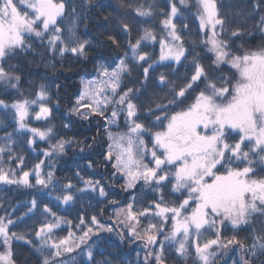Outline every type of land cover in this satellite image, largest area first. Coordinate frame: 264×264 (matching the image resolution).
<instances>
[{"label":"snow or ice","instance_id":"1","mask_svg":"<svg viewBox=\"0 0 264 264\" xmlns=\"http://www.w3.org/2000/svg\"><path fill=\"white\" fill-rule=\"evenodd\" d=\"M185 0H180L184 4ZM199 28L205 31L206 39L202 42L208 51L214 55L211 64L206 68L200 62L199 54L184 47V39L178 34L177 25L173 18L178 15V8L173 0H169L170 12L160 10L159 14L165 18L161 21L167 31V37L160 40V55L156 61L150 53L143 51L146 41L157 39L151 27H145L133 43L127 42L124 56L119 59L115 67L100 66L98 78L83 82V88L76 97L72 107L68 110L71 116L88 120L91 116L102 118L107 125H115L121 115L126 121L127 130L114 134L108 132L112 141L104 158L113 162L116 173L125 179L122 188L125 192L136 188L138 182L159 193V199L148 203L146 207H137L136 197L116 212V224H102L96 215L86 221L84 215L79 216V223L74 227L79 230L76 236L69 231L63 239H53L54 230L61 224H70L59 217L48 204L40 207V201L33 198L30 206L22 216L16 220L10 218L12 214L0 216V238L6 250L0 252V264H16L11 250L12 240H26V234L10 232L25 217L36 215L39 211L43 217L39 227L34 228L33 234L39 240L40 252L47 251L43 264H57L65 253L86 255L84 264H96L94 249L89 244L90 237L99 239L101 232H117L121 240L125 233L129 240H139L145 249L144 264H167L165 244L176 243V252L181 257H187L192 247L195 249L194 264H216L218 253L212 249H222L223 255L229 246L236 245L243 253L233 264H256L258 256L264 255V234L254 235L251 244L245 243L236 235L225 238L222 229L230 223L233 229L248 226L253 227L257 216L264 217V175H258L253 157L258 158L264 166V46L256 50L241 51V45L235 52L232 38L241 37V29L229 30L228 20L223 16L216 4V0H198ZM137 17L153 16L154 5L147 7L124 4ZM257 7H262L258 4ZM21 8L25 9L21 11ZM66 14L65 0H0V62L15 55L18 50L31 51L32 45L26 38H38L42 45L53 56L63 57L66 53L77 56H86V48L91 46L90 41L80 39L73 28H62L59 21ZM75 16V9H72ZM111 14L103 16L109 21ZM260 23L264 25V17ZM187 27L186 25L184 26ZM118 29L124 35H130L131 28L125 19H120ZM106 39L119 48L120 42L114 35H107ZM46 41V43H45ZM192 56L190 64L185 65L188 57ZM169 61L179 66H186L190 76L182 79L184 84L169 79L179 68L171 73L159 75L158 87L167 88L163 97H149V105L145 113V104L140 100L144 95L150 80V69L155 71L154 64ZM142 62V63H141ZM131 64V66H130ZM147 64V67H144ZM222 65H230L238 73V78L231 79L220 76L212 79L209 72L217 70ZM133 67L143 68L141 88L128 87L121 90L122 77L130 74ZM170 67V64H169ZM14 66L6 69L0 63V83L5 87L17 89L21 81L20 75L13 70ZM206 81L205 89L201 90L193 103L188 104L180 111H171L187 99V94L199 87L197 82ZM60 86L57 85V88ZM22 96V94H21ZM171 97V99H169ZM51 96L47 86L40 83L35 99H14L10 104L0 99V108L14 110V117L18 125L16 132L27 130L31 138L27 140L29 146L35 147L37 139L51 140L55 137V126L46 128L29 127L26 119L30 116V109L38 106L34 111V119L49 120L52 116ZM59 102L57 101V106ZM109 109L111 111L109 112ZM159 112L160 115H156ZM147 119L154 116V123L162 126L163 130L151 134V159L145 162L148 148L144 140L151 129L141 122V117ZM166 121V124H165ZM64 127H68L67 124ZM26 134V133H25ZM12 133L0 137L5 143L0 144V182L6 185H22L45 190L49 194L58 192L54 199L64 205H69L84 193L98 192L99 197L107 198L105 185L99 180H83L84 188H76L71 180L57 189L59 181L55 180L54 172H43V161L34 165L31 171L24 170V156L15 151V141ZM238 136V139L235 137ZM235 139V142H230ZM76 143L74 140L59 138L50 145V150H44L43 155L51 157L53 154L63 153L66 146ZM247 149V150H245ZM82 150V149H81ZM7 155V161L3 157ZM15 163L16 168L5 167V163ZM233 164H244L243 167H233ZM92 166L89 161L88 167ZM51 167V165H50ZM174 168L175 171H166ZM77 177L80 176L76 172ZM30 178H34L35 184ZM175 181L172 183V181ZM172 184L174 192L187 193L179 203H169L164 199L163 189ZM110 203L115 204V201ZM195 206L192 207L191 205ZM58 206V205H57ZM191 208V211H189ZM51 217V219H49ZM153 218L157 222L147 226L141 224L142 219ZM261 232L264 233V221H261ZM171 225L165 234V227ZM141 228L143 229L141 231ZM204 232H210L214 238L201 242ZM163 235L164 239L158 237ZM31 244V240H26ZM159 245V250L155 245ZM84 246L83 248L81 246ZM86 249V251H85ZM60 264H64L60 260ZM101 264H110L103 261ZM264 264V262H262Z\"/></svg>","mask_w":264,"mask_h":264},{"label":"trees","instance_id":"2","mask_svg":"<svg viewBox=\"0 0 264 264\" xmlns=\"http://www.w3.org/2000/svg\"><path fill=\"white\" fill-rule=\"evenodd\" d=\"M76 2L78 10L82 15L80 18V25L78 28L79 37L82 40L90 41L89 47L86 48V56H77L71 53H66L63 57L58 54L53 56L42 45L38 38H26L27 43L32 45L31 51L18 50L15 55L5 58L3 63L6 69L9 66H14L13 70L16 74L20 75L21 81L17 89L5 87L0 83V99H4L7 103H11L14 99L29 98L35 99V92L38 91L40 83H44L51 96L52 103V116L49 120L29 121L31 125L37 128H46L49 125L55 126V137L51 140L40 141L37 139L35 147L29 146L27 140L31 138V134L27 131H22L17 134L15 139V151L24 156V170L31 171L37 163L41 161L50 163L52 171L54 172L55 180L59 183H68L71 180L76 188H84L83 180H99L105 185L107 198H101L99 204L92 211L91 208L81 198V195L73 203L63 205V203L53 202L49 205L46 197L54 200V197L45 190H39L35 187H25L22 185H6L0 182V216L12 214L13 209H18L11 219L16 220L27 212L30 202L33 198L40 201V207L43 204H48L59 217L70 224H61L55 230L56 234L60 237L68 236L69 231L73 232L76 236L80 235L74 225L79 223V216L84 215L86 221L92 215H96L97 219L102 224H116V212L125 207L129 203L132 193H136L140 186L136 189L125 192L122 188L124 185V178L115 172L112 167L113 162H108L104 158V153L108 151L110 140L108 138V125L102 118L91 116L88 120H83L77 116H71L69 109L72 107L76 97L82 90V78L96 76L99 66L114 67L124 53L130 51L127 48L129 39L135 42V39L142 33L145 27H151L157 36L155 41L145 43L147 47L142 50L151 54L152 60L156 61L160 55V40L167 37V31L161 21L165 18L159 12L163 9L165 12H170L169 0H65L66 9H71ZM178 8V15L173 18V22L177 25L178 34L184 39V47L194 53L199 54L200 62L207 68L214 55L208 51L202 42L207 38L205 31L199 28V4L198 0H185L184 4L180 0H173ZM122 3L138 5L143 3L146 7L154 5L153 16L137 17L135 13L130 12L129 9L122 7ZM219 12L228 20L226 27L231 31L236 28L241 29V37L239 39L232 38L233 51L235 52L242 45L243 48L237 54H243L244 51L256 50L264 46V25L260 23L261 17H264V0H216ZM260 4L262 7H257ZM111 14L109 21H104L103 16ZM120 19H125L130 25V35H124L118 29V22ZM187 26L186 28L184 26ZM116 36L120 42V47L113 46L107 39V35ZM209 35V34H208ZM46 43V41H45ZM192 56L188 57L185 65L190 64ZM142 63V62H141ZM170 64V67H169ZM131 66V64H130ZM144 64V67H147ZM155 71L150 69V80L144 86L141 85L143 81V68L133 67L130 74H126L122 78L121 90L128 87L141 88L144 95L140 100L145 104V113L147 107H155L149 105V97L155 98L156 96L163 97L167 94V88H161L159 84V75L161 73H171L173 70L179 68V71L174 75H170L169 79L176 81L181 85L186 83L182 79L185 75L190 76L191 73L187 71L186 66H179L175 62H163L153 65ZM212 79L224 76L231 79L233 82L238 78V73L230 65H222L217 70L209 72ZM199 87H195V91L187 94V99L179 107L171 109V111H180L188 104L193 103L195 96L205 89L206 81L197 82ZM57 85L60 87L57 88ZM22 94V96H21ZM171 99V97H169ZM57 101L59 102L57 106ZM14 112L10 109L0 108V137H4L8 133L16 132L18 127ZM156 115H160L159 112ZM155 117L149 116L147 119L141 117V122L145 123L146 127L151 129L152 133L159 131L162 126L154 123ZM67 124L68 127H64ZM26 133V134H25ZM66 140H74L76 143L66 146L65 151L59 154H53L51 157L43 155L44 150H50V145L56 143L59 138ZM82 149V150H81ZM7 161V155L3 157ZM89 161L92 166L88 167ZM5 167L16 168L15 163H5ZM243 167L244 164H233V167ZM258 175H264V166L257 165L254 167ZM76 172L80 176L75 175ZM31 182L35 184L34 178H30ZM146 198L147 203L159 199L158 192H151L149 188ZM164 199L166 202L179 203L187 195L182 193L173 192L171 186L168 185L163 189ZM115 201L116 203H110ZM169 202V203H170ZM170 203V204H171ZM58 205V206H57ZM148 205V204H147ZM43 217L39 211L34 216L25 217L22 222L16 224L15 227H10V232L17 234H26V240H31L32 243L28 244L26 240H12L11 250L13 252V259L16 264H43L44 253L38 251L39 240L33 234L34 228L39 227V221ZM261 221L264 217L257 216L253 227L241 226L240 228L233 229L232 226L226 225L222 229V235L225 238H230L236 235L239 239L247 244H251L254 235L264 234L261 232ZM152 222L151 217L142 219L141 224L147 226ZM171 225L165 227V234L170 230ZM143 229L141 228V231ZM121 231L119 227L112 233L101 232L99 239L90 237L89 244L94 249V257L96 264H101L103 261H110V264H144L145 249L144 245L139 240H129L125 233V238L121 240L117 232ZM163 240L164 236L158 237ZM211 239V238H208ZM0 252L6 250L3 240H0ZM84 247L83 245L81 246ZM159 250V245L154 246ZM166 247V246H165ZM218 255L216 256V264H229L232 260H238L243 255L241 249L236 245L229 246L223 255L219 253L222 249L213 248ZM86 251V249H85ZM80 250L77 249L74 253H65L60 260H65L68 257H73L75 264H84L87 260L86 255L79 254ZM165 256L167 264H194L195 261L181 257L176 252L175 248L165 249ZM264 262V255L258 256L256 264Z\"/></svg>","mask_w":264,"mask_h":264},{"label":"rangeland","instance_id":"3","mask_svg":"<svg viewBox=\"0 0 264 264\" xmlns=\"http://www.w3.org/2000/svg\"><path fill=\"white\" fill-rule=\"evenodd\" d=\"M75 1V0H74ZM57 2H59V0H57ZM68 2H70V0H68ZM75 9V16H73L72 14V9ZM25 9L21 8V11H24ZM81 14H80V11L78 10V7H77V4L76 2L73 4V6L71 7V9H66V14L64 16V18L62 20L59 21V25L62 27V28H73V30L76 32L77 36L79 37V33H78V28H79V25H80V18H81ZM208 32V34L210 35V30H205ZM80 38V37H79ZM170 39V38H168ZM150 41H146L145 43H149ZM160 43V42H159ZM129 55H131V53H129ZM164 62H169V61H164ZM163 63V62H161ZM155 65V64H154ZM100 67V66H99ZM104 67H107V66H104ZM115 67V66H114ZM109 69L113 68V67H108ZM98 78V73L96 74V76H92V77H83L82 78V81L83 82H87V81H91V80H95ZM123 78V77H122ZM121 87H122V81H121ZM82 88H83V84H82ZM50 106V105H49ZM11 110V109H10ZM38 110V106H34L32 109H30V116L29 118L26 119V122L27 124L29 125V127H35L34 126V123H32L33 125H31L30 123H28L29 121H37L34 119V111ZM12 112H14V110H11ZM111 111V109H109V112ZM14 114V113H13ZM165 124H166V121H165ZM43 129V128H42ZM127 130V127H126V121H125V118L123 115H121L119 117V119L116 121V124L115 125H108V132H112L114 134H117V133H123ZM160 130H163V128H161ZM159 130V131H160ZM22 131H27V130H22ZM22 131L20 132H14L13 135H12V139L13 141H15L16 137H17V134L18 133H21ZM30 133V132H29ZM31 134V133H30ZM144 140L146 142V145H147V148H148V155L145 159V162H149L150 159H151V149H152V142H151V136L150 135H145L144 137ZM239 137L236 136L235 139H238ZM235 139L233 141H230V142H235ZM5 143L2 139H0V144H3ZM112 143V141L110 140V144ZM247 150V149H245ZM254 160L257 161V163H254L253 164V167L257 166V165H260V163L258 162V158L256 157H253ZM50 163H45L43 162V164L41 165V168H42V171L43 172H47V171H52V166L50 167ZM166 171H172L174 172L175 169L174 168H166L165 169ZM121 175V174H120ZM175 181L173 180L172 183H174ZM124 183H125V179H124ZM64 183H59L57 184V189H59V187H61ZM143 182H138L136 188L138 186H140L139 190L136 192V193H132L131 195V198H130V201L132 200V197L135 196L136 197V204H137V207H140V208H143V207H146L147 206V192H148V188L147 186H142ZM171 186V189H172V184H168ZM135 188V189H136ZM147 191V192H146ZM173 191V189H172ZM153 192V190L151 191ZM174 192V191H173ZM177 193H180V192H177ZM57 194H59L58 192H53L51 195L53 197H55ZM183 194H186V192H184ZM81 198L85 201V203H87V205L89 206V208L92 209V211L94 210V208L99 204L100 202V197H99V194L98 192H92V193H84L81 195ZM46 200L47 202L49 203V205L53 202H57L54 200H50L49 198L46 197ZM170 202V201H169ZM73 203V202H72ZM171 203V202H170ZM176 203V202H175ZM64 205V204H63ZM192 207H194L195 205L192 204L191 205ZM189 211H191V208H189ZM49 219H51V217H49ZM152 222H157L155 219L151 218ZM226 225H231L230 223L226 224ZM61 226V225H60ZM66 237V236H65ZM64 237H60L56 234L55 230L53 232V239H63ZM208 238H214L210 232H204L202 237H201V242H203V240L205 239H208ZM0 240H2V238H0ZM1 242V241H0ZM1 246V245H0ZM40 246V244H39ZM165 249L167 250L168 248H175L178 246L176 243H166L165 244ZM44 255H47V251L43 252ZM186 258H189L193 261L196 260V256H195V249L194 247H192L189 251V254ZM236 261V260H232V262H230L229 264H233V262ZM57 264H60V260L57 261ZM64 264H75L74 262V258L73 257H68L67 259L64 260Z\"/></svg>","mask_w":264,"mask_h":264}]
</instances>
